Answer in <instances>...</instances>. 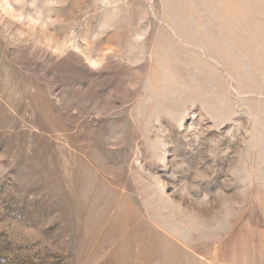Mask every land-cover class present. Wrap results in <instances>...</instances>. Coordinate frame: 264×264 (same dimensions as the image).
Listing matches in <instances>:
<instances>
[{
    "label": "rangeland",
    "instance_id": "rangeland-1",
    "mask_svg": "<svg viewBox=\"0 0 264 264\" xmlns=\"http://www.w3.org/2000/svg\"><path fill=\"white\" fill-rule=\"evenodd\" d=\"M8 4L0 264H264V0Z\"/></svg>",
    "mask_w": 264,
    "mask_h": 264
},
{
    "label": "clouds",
    "instance_id": "clouds-1",
    "mask_svg": "<svg viewBox=\"0 0 264 264\" xmlns=\"http://www.w3.org/2000/svg\"><path fill=\"white\" fill-rule=\"evenodd\" d=\"M0 3H2L5 7H7L9 12L12 11L11 5L8 4V0H0ZM10 18L13 19V20H16V21H19V20L22 19L21 17H19L17 15H12Z\"/></svg>",
    "mask_w": 264,
    "mask_h": 264
}]
</instances>
